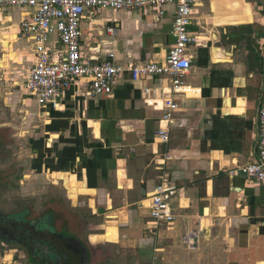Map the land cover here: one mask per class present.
<instances>
[{
    "label": "crops",
    "instance_id": "1",
    "mask_svg": "<svg viewBox=\"0 0 264 264\" xmlns=\"http://www.w3.org/2000/svg\"><path fill=\"white\" fill-rule=\"evenodd\" d=\"M29 12L0 8V70L13 76L11 69L34 62L33 42L20 31ZM174 12V5L88 11L80 23L83 59L113 54L120 64L163 63ZM107 27L117 29L114 38ZM188 30L196 40L183 82L193 91L177 97L165 145L156 138L165 77L134 81L125 73L109 98L92 97L76 79L54 108L24 95L25 117L42 122L29 139L35 179L82 212L93 264H264V184L231 174L256 157L264 0H206ZM47 47L54 60L62 57L55 34ZM21 77L13 82L23 90ZM161 177L176 189L175 220L153 230L148 196ZM188 233L198 235L197 249L183 245Z\"/></svg>",
    "mask_w": 264,
    "mask_h": 264
},
{
    "label": "built area",
    "instance_id": "2",
    "mask_svg": "<svg viewBox=\"0 0 264 264\" xmlns=\"http://www.w3.org/2000/svg\"><path fill=\"white\" fill-rule=\"evenodd\" d=\"M206 0H0V8L28 9V17L20 24L21 35L31 39L34 48V62L28 69L24 84L25 94L35 99L40 105L56 107L59 99L68 91L76 79L87 83L89 95L109 98L113 83L123 74L132 80L156 76L168 79L167 95L160 109V121L163 127L157 129V141L165 145L170 139V125L179 111L177 97L192 94L183 78L191 68L187 49L195 42L189 34L193 20V11ZM165 5H174L170 36L173 40L163 63H127L115 61L113 54H108L101 61H87L81 53L80 23L88 11H133L160 9ZM106 33L114 38L115 27H107ZM55 34L63 47V55L54 60L47 44ZM149 90L145 91L148 94ZM258 144L255 161L245 167L232 171V175H243L254 182L264 184V91L258 111ZM175 187L164 177L148 196L149 218L153 230L160 225L171 224L175 216L171 212V199ZM183 245L194 250L199 247L196 233H188L182 239Z\"/></svg>",
    "mask_w": 264,
    "mask_h": 264
},
{
    "label": "rangeland",
    "instance_id": "3",
    "mask_svg": "<svg viewBox=\"0 0 264 264\" xmlns=\"http://www.w3.org/2000/svg\"><path fill=\"white\" fill-rule=\"evenodd\" d=\"M26 66L27 63H23L22 65H18L16 71L10 70L15 72L17 76H13L8 71L3 72L0 70V142L3 145L0 150V171L6 173H10L11 171L26 173L30 169V160L33 155L29 139L30 137L36 138L35 133L31 131L34 126L39 127L38 129L40 130L42 129V122L40 120L34 118H30L29 120V118L25 117V112L22 111V102L24 95H26L25 90H21L19 86H15L13 82L14 77H17L18 83H22L21 76L22 74L26 75V70L28 69ZM19 76L21 78H18ZM28 122H31L28 124L29 126L27 125ZM24 131H28V134H24ZM11 185V187H6L8 196L12 190H17V187L13 183ZM36 192L35 200L32 199L30 202L34 204L37 210H41L45 204H51L55 208L60 205L73 223L74 233H78L82 238L84 237L86 222L82 212L76 208L73 209L70 203L64 199L61 192L57 190H54V192L48 191L45 195V191L40 189V187H36ZM83 240L85 239L83 238ZM11 259L12 256L8 254L4 261L10 262Z\"/></svg>",
    "mask_w": 264,
    "mask_h": 264
},
{
    "label": "flooded vegetation",
    "instance_id": "4",
    "mask_svg": "<svg viewBox=\"0 0 264 264\" xmlns=\"http://www.w3.org/2000/svg\"><path fill=\"white\" fill-rule=\"evenodd\" d=\"M2 146V142H0V150ZM35 175L32 158L30 169L26 173L0 171V255H3V251L20 252V247L9 244L17 240L29 243V240L26 241L23 232L27 231L29 234H33L38 222V230L44 235H48L51 229L44 226L43 223L44 220L54 215L53 212L59 226L68 217V214L60 205L55 208L51 204H45L41 210H37L34 204L30 202L32 199L35 200L36 187H40L45 191V195L50 191V187L42 180L37 181ZM11 183L17 187V190H12L8 196L6 187H11ZM3 221L9 222L11 225L8 227L2 226Z\"/></svg>",
    "mask_w": 264,
    "mask_h": 264
},
{
    "label": "water",
    "instance_id": "5",
    "mask_svg": "<svg viewBox=\"0 0 264 264\" xmlns=\"http://www.w3.org/2000/svg\"><path fill=\"white\" fill-rule=\"evenodd\" d=\"M54 215L43 223L51 229L48 235L38 230V222L33 234L23 232L29 243L17 240L9 244L20 247V252L3 251V256L10 254L13 258L11 264H93L91 247L78 233H74L70 218L67 217L59 226ZM1 224L5 227L11 225L6 221Z\"/></svg>",
    "mask_w": 264,
    "mask_h": 264
},
{
    "label": "bare ground",
    "instance_id": "6",
    "mask_svg": "<svg viewBox=\"0 0 264 264\" xmlns=\"http://www.w3.org/2000/svg\"><path fill=\"white\" fill-rule=\"evenodd\" d=\"M5 259H6V257H5ZM5 259H4V260H5Z\"/></svg>",
    "mask_w": 264,
    "mask_h": 264
}]
</instances>
